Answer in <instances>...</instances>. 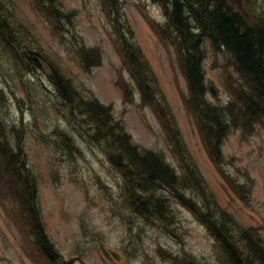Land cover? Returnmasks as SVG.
<instances>
[{"label":"rangeland","instance_id":"obj_1","mask_svg":"<svg viewBox=\"0 0 264 264\" xmlns=\"http://www.w3.org/2000/svg\"><path fill=\"white\" fill-rule=\"evenodd\" d=\"M62 1L63 10L76 12L75 38L56 29L55 34L48 31L31 0H10L8 16L17 34L25 44L35 38L40 41L28 48L35 47L37 52L39 48L40 56L48 54L59 60L54 64L64 68L82 94L111 108L134 145L157 152L177 173L181 172V160L190 157L220 208L241 226L258 230L264 243V128H259L264 121L250 133L231 131L220 148L224 158L221 170L209 158L196 120L185 108L188 89L178 69L177 54L170 45L163 46L151 25L165 21L162 7L153 0H120L134 41L155 73L159 96L150 107L146 102L153 98V89L145 85L143 95L128 74L121 73L125 68L110 34L115 36L113 27L117 25L109 24L100 0ZM260 4V0H248V18L263 8ZM17 13L31 25L17 27ZM76 39L87 49L101 48V66L87 71L80 67ZM2 46L0 134L22 145L24 158L20 161L28 164L35 177L45 231L63 258L58 264H224L204 227L172 200L169 209L175 214L171 222L178 223L171 225L175 231L139 218L125 198L121 174L102 145L90 140L88 127L97 133L94 125L80 117L84 114L79 107H70V86L64 78L54 73L61 90L56 91L51 72L41 69L38 55H25L21 48L17 51L6 43ZM203 47L207 52L203 64L206 87L215 91L206 98L212 104H226L230 89L240 88V77L224 51L213 58L208 41ZM120 77L126 82L121 84L124 91L115 85ZM61 133L74 140L72 154L61 146ZM222 171L233 183L245 184L248 197L231 189ZM195 199L199 204V198ZM7 205L16 219L19 208L8 200ZM9 218L7 206L0 203V264H48L35 254L30 241L23 242ZM107 249L116 251L121 261H113Z\"/></svg>","mask_w":264,"mask_h":264},{"label":"trees","instance_id":"obj_2","mask_svg":"<svg viewBox=\"0 0 264 264\" xmlns=\"http://www.w3.org/2000/svg\"><path fill=\"white\" fill-rule=\"evenodd\" d=\"M153 1L162 7L166 21L151 25L166 46H174L187 81V109L198 123L202 143L211 161L222 170L220 164L224 158L221 150L218 153L214 149L220 148L223 140L233 129L250 133L254 128L253 123L258 120L264 121V4H262L264 0H260L263 8L257 9L255 12L257 16L252 18V21L225 5L223 0ZM100 2L112 26L117 25L113 27L117 40L113 45L125 68V71L120 69L121 73L128 74L143 91V95H146L147 91L145 85H150L154 96L146 104L152 106L158 93L155 73L133 39V32L123 12V4L120 0H100ZM54 4L64 5L62 0H55L51 8L46 0L45 3L41 2L35 7L36 9L42 7V15H45L46 11L50 13L51 8L56 21L53 27L61 33L58 19L62 11H58ZM66 10L68 15L64 16L65 19L75 27L76 12L68 8ZM8 14V0H0V46L6 43L14 50L20 51L21 48L25 55H38L40 58L38 63H41L43 56L38 54L39 48H37L38 52L35 47L28 48L29 44H25L17 34ZM12 16L14 17V14ZM49 21L52 25V19ZM15 22L19 28L30 25L19 18L18 13ZM205 35L214 39L212 43L216 48L224 47L231 55H235L236 64L233 65L240 77L241 86L235 91L232 89L236 99L227 104L229 110L224 107L223 111L217 107H207V103L201 100L205 97L206 87L201 70L202 55L200 51L199 56L198 48ZM214 42L221 45H215ZM77 46L76 54L82 69L87 71L101 66L100 47L87 49L85 44L79 41ZM47 56L48 54L43 57L45 61ZM50 72L54 89L61 91L55 73L64 78V82L70 86V102L73 104L70 107L72 109L74 105L79 107L84 114H79L80 117L88 118L94 125L97 133H93L88 127L91 132L90 140L102 145L110 163L121 174L125 198L130 209L139 218L153 225H159L164 230L173 229L171 225L178 223L171 222L172 217L175 216L169 209V201L172 200L191 213L213 238L215 250L218 248L222 263L264 264V244L257 234L258 230L241 226L220 208L213 194L208 190L197 164L190 157L181 160V172L177 173L155 152L142 150L134 145L124 124L115 117L109 106L80 93L73 86V81L55 64ZM122 83L126 82L120 77L117 86L124 91ZM0 133H3L1 127ZM59 135L64 151L71 153L73 140L64 133ZM10 144L14 143L0 134V198L9 199L12 207L19 208V213L16 212V220L25 235L34 243L36 249L34 250L42 260L48 264H58L62 262V257L46 236L35 177L28 165L23 160L20 161L21 157L24 158L21 143H19L20 148L17 144L16 148L11 147ZM227 182L242 198L248 197L249 190L245 184H236L228 179ZM196 197L199 198V204ZM187 264H190L189 261Z\"/></svg>","mask_w":264,"mask_h":264},{"label":"bare ground","instance_id":"obj_3","mask_svg":"<svg viewBox=\"0 0 264 264\" xmlns=\"http://www.w3.org/2000/svg\"><path fill=\"white\" fill-rule=\"evenodd\" d=\"M55 0H47V2H48V4L51 6V8L53 7L51 4H53V2H54ZM249 1H256V0H249ZM257 1H259V0H257ZM8 2H9V7H11L12 8V2H10V0H8ZM45 3L46 2V0H31V6L33 7V10H34V12L37 14V15H41L42 17H43V19L45 20V22L47 23V30L48 31H50V32H53L54 34H55V31H54V27H53V24H56V21H55V14H54V11L50 8V13H51V15H49L50 13H49V11H46L45 12V15H42L41 14V12H42V7L40 8V9H36V7H35V5L36 6H38L40 3ZM223 2H224V4L225 5H227V6H229V7H231L235 12H237V13H239L240 15L241 14H243L247 19H250V18H254L255 16H257V14L256 13H254L253 14V16L252 17H250V18H248V16H247V5H248V0H223ZM245 3H246V5H245ZM55 5V4H54ZM251 6H254L253 4H250ZM46 6V5H45ZM59 6V5H58ZM59 7H61V10L60 11H62V15L59 17V19H58V21H59V24H60V26H61V34H66L65 35V37H67V35L68 36H72V37H76V35H77V33H74L76 30L74 29V27H72V24H70V22L68 21V20H66L65 19V17L68 15V11L67 10H63L62 9V7L63 6H59ZM55 8L59 11V9L57 8V6L55 5ZM42 9V10H41ZM169 9H170V7H169ZM162 10V9H161ZM162 12V14H163V18H164V20L166 21V17H165V15H164V13H163V10L161 11ZM52 14H54L53 16H52ZM125 15H126V13H125ZM65 16V17H64ZM126 18H127V16H126ZM50 19H52V25H51V22L49 21ZM164 21V22H165ZM26 22H29L28 24H30L31 25V22L30 21H26ZM163 22V23H164ZM264 22V21H263ZM153 27V26H152ZM153 29H154V31L157 33V31H156V29L153 27ZM262 32V31H261ZM71 34V35H70ZM157 36H158V38H159V40L161 41V43L163 44V46H166L164 43H163V41L161 40V38L159 37V35H158V33H157ZM134 39V38H133ZM206 41H208V44L210 45V49H211V55H212V57L213 58H216L217 57V55H218V52H221V51H224L225 53H226V55L228 56L227 57V61L228 62H230V63H232V65H233V63L234 64H236V59H235V55L234 54H230L224 47H220V48H216L214 45H213V43H212V41H214V39H212L210 36H208V35H205V38L203 39V41H202V43L199 45V48H198V52H199V56H200V51H201V55H202V58H201V70H202V73H203V75L205 74V72H204V68H203V64H204V60L205 59H207V52H206V50H205V48L203 47V45H204V42H206ZM215 43V42H214ZM27 44H32V45H37V44H39L40 45V41H39V39L38 38H35L34 40H30V41H28L27 42ZM78 44V40L76 39V45ZM223 44V43H222ZM225 44V43H224ZM215 45H221L220 43H215ZM171 47H173L174 48V46H172V45H170ZM169 46V47H170ZM172 48V49H173ZM4 50H6V49H4ZM233 52V51H232ZM44 57V56H43ZM43 57H41V63H39L40 64V66H41V69L42 70H45V71H47V70H51V67L54 65V62H56V63H60V61L59 60H57V61H55L53 58H51L50 56H47V58H46V61H45V57L43 58ZM178 63H179V67H178V69H179V71L184 75V72L182 71V69H181V66H180V61H179V58H178ZM183 64H186V63H183ZM58 69H61V71H63L64 72V74L66 75V72H65V70H64V68L62 67V66H56ZM233 68L235 69V67H234V65H233ZM222 73H223V75H226L227 76V74H225L223 71H222ZM67 76V75H66ZM204 79H205V75H204ZM115 85H116V87H118L117 86V83L115 82ZM204 85H205V87H206V79H205V82H204ZM73 86H75L76 88H77V90H79V92L81 93V87L77 84V83H75L74 81H73ZM150 87V85H147V87ZM186 88L188 89V87H187V81H186ZM206 89V93H205V97H204V99L202 98L201 100L204 102L205 101V103H207V107H217V108H220L222 111L224 110L223 109V107L226 109V110H229L228 109V106L229 105H227V104H229V103H231V101L232 100H234V99H236L234 96H233V94L232 93H234L233 92V90L232 89H230V91H229V98H228V101H227V103L226 104H223V103H220V104H212V103H209V101L207 100V98H206V96L207 95H209V94H211L212 96H214L215 95V91H214V89L213 88H205ZM244 89H246V87H244ZM158 92H159V90H158ZM157 97L156 98H158V96H159V94L157 93V95H156ZM187 97H188V92H187V95H186V97L184 98V105H185V108H186V110L194 117V115L187 109V106H186V101H187ZM157 100V99H156ZM155 100V101H156ZM98 103H100L99 101H98ZM150 107H153V106H151V105H149ZM155 108V107H154ZM232 109V108H231ZM230 109V110H231ZM88 112V111H87ZM257 117V116H256ZM195 118V117H194ZM196 120V119H195ZM196 123H197V121H196ZM259 123H262L260 120H258V121H256L255 123H253L252 125H253V127L255 128ZM197 127H198V130H200L199 129V126H198V123H197ZM260 127H263L264 128V126H263V124H261L260 126H259V128ZM224 141L225 140H223V143H222V145L224 144ZM73 142H74V140H73ZM75 143V142H74ZM16 144H17V147H19L20 148V144L19 143H14V144H10L11 145V147H14L15 146V148H16ZM76 145V144H75ZM204 145V144H203ZM221 145V146H222ZM221 146H220V148H221ZM74 147V146H73ZM204 148H205V150H206V152H207V154H208V151H207V149H206V147L204 146ZM220 148H217V149H214V151L215 152H220ZM157 155H159V156H161L160 154H158L157 152H155ZM65 155H66V153H64ZM217 156H219V155H217ZM163 159V158H162ZM164 160V159H163ZM164 162L167 164V162L164 160ZM26 164V163H25ZM28 165V164H27Z\"/></svg>","mask_w":264,"mask_h":264},{"label":"water","instance_id":"obj_4","mask_svg":"<svg viewBox=\"0 0 264 264\" xmlns=\"http://www.w3.org/2000/svg\"><path fill=\"white\" fill-rule=\"evenodd\" d=\"M111 254L113 255V257H114L115 259H118V256H117L114 252H111Z\"/></svg>","mask_w":264,"mask_h":264}]
</instances>
